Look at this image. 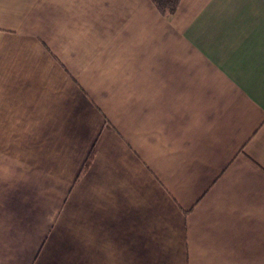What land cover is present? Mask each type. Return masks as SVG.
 I'll return each mask as SVG.
<instances>
[{
	"label": "crops",
	"instance_id": "0c3cea01",
	"mask_svg": "<svg viewBox=\"0 0 264 264\" xmlns=\"http://www.w3.org/2000/svg\"><path fill=\"white\" fill-rule=\"evenodd\" d=\"M0 264H264V0H0Z\"/></svg>",
	"mask_w": 264,
	"mask_h": 264
},
{
	"label": "trees",
	"instance_id": "16d2710c",
	"mask_svg": "<svg viewBox=\"0 0 264 264\" xmlns=\"http://www.w3.org/2000/svg\"><path fill=\"white\" fill-rule=\"evenodd\" d=\"M151 1L153 2L155 7L161 14L165 16H170L175 12L180 0H151ZM89 159H90V154L85 162V165L86 163L89 162Z\"/></svg>",
	"mask_w": 264,
	"mask_h": 264
}]
</instances>
